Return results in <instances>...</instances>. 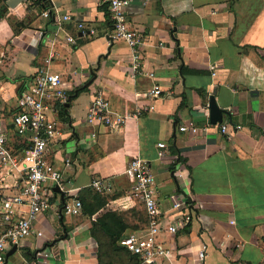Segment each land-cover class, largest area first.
Masks as SVG:
<instances>
[{
	"label": "crops",
	"instance_id": "obj_1",
	"mask_svg": "<svg viewBox=\"0 0 264 264\" xmlns=\"http://www.w3.org/2000/svg\"><path fill=\"white\" fill-rule=\"evenodd\" d=\"M8 1L0 0L5 55L0 123L9 132L8 148L22 155L28 147V137H18L12 121L18 99L39 69L69 71L67 94L82 92L66 108V121L56 106L50 115L60 135L49 147L48 160L72 180V194L62 198L53 188L50 208L36 223L44 236L24 239L5 264H27L40 251L48 255L45 264H99L90 234L93 218L83 210L67 215L63 205L101 179L112 184L111 192L123 194L108 210L135 207L125 170L137 157L151 166L163 226L188 212L193 218L176 236L162 232L159 239L175 249L176 257L157 264H264V0H134L128 24L144 36L139 72L131 69L129 46L112 39L108 0H48L47 9L38 0L10 9ZM46 11L50 18L43 17ZM24 20L28 28L14 34L13 27ZM80 23L96 34H85ZM155 84L163 96L144 97ZM97 91L104 92L113 112L134 115L139 108V115L119 131L88 125ZM210 96L227 112L217 124L229 126L230 138L216 124L206 133L180 131L210 122ZM159 143L166 147L160 149ZM17 194L12 177L0 178V211L2 201ZM170 195L198 205L172 211ZM202 250L206 257L200 261Z\"/></svg>",
	"mask_w": 264,
	"mask_h": 264
},
{
	"label": "built area",
	"instance_id": "obj_2",
	"mask_svg": "<svg viewBox=\"0 0 264 264\" xmlns=\"http://www.w3.org/2000/svg\"><path fill=\"white\" fill-rule=\"evenodd\" d=\"M134 0H108L109 11L113 20V41L125 42L132 51V71L139 72L141 66L140 49L144 44L143 34L129 27L128 8ZM43 17L50 18V12L46 11ZM69 16L65 20H70ZM78 28L85 34L95 35L94 28L87 29L83 23ZM68 41L75 44L72 37ZM50 60H46L49 64ZM5 64V55L0 50V68ZM216 66H212L213 77L216 76ZM64 74L51 72L46 68L39 69L34 75L30 88L18 99L19 111L13 117V129L18 137H28V147L22 155H15L8 148L9 132L7 127L0 123V178L12 177L19 189V194L9 196L2 201L0 211V264L7 261V252L10 247L18 246L24 239L32 236L41 238L44 233L36 227L39 218L50 208V200L53 188L58 187L64 195L72 194V180L56 168L48 160L49 147L55 142L60 131L58 124L50 115L55 111L57 104L63 106L68 102V94L64 89ZM155 78V74L149 75ZM144 97L150 100L160 99L163 89L155 84L148 90ZM152 105L149 110H154ZM209 109V108H208ZM208 109L206 110L208 113ZM139 115V108L134 115L120 114L110 109V103L103 91H97L90 103L86 123L88 125L102 126L110 131H119L130 118ZM219 131L228 136L227 124H216ZM214 127L209 120L206 126L197 127L191 123L187 127H181V132H209ZM241 129L240 126L237 127ZM158 147H166L159 143ZM163 153H160L162 156ZM70 166V161L66 162ZM125 175L131 183V196L144 205L148 215L149 224L145 229L126 235L121 241V246L138 256L140 264H157L176 257L175 249L161 241L159 237L163 231L171 236L183 232L191 224L193 218L191 212L183 214L177 220L163 226L160 201L155 189V178L151 172L148 161L134 158L127 166ZM92 188L98 192H111L112 184L101 179H94ZM168 200L172 211H181L197 207V203L191 199L183 201L177 196L170 195ZM83 210L82 201L76 199L73 203L63 205L62 212L67 215L77 216ZM47 253L40 251L34 261L27 264H45L43 260ZM206 255L202 250L199 260L203 261Z\"/></svg>",
	"mask_w": 264,
	"mask_h": 264
},
{
	"label": "trees",
	"instance_id": "obj_3",
	"mask_svg": "<svg viewBox=\"0 0 264 264\" xmlns=\"http://www.w3.org/2000/svg\"><path fill=\"white\" fill-rule=\"evenodd\" d=\"M36 3L47 9L48 0H38ZM3 16L0 13V18ZM28 26V20L20 21L13 27L14 34L20 33ZM77 91L81 93L82 89ZM75 92L68 93V98H71L70 102L76 99ZM66 104L56 105L59 115L63 116L65 121ZM122 195L114 191L101 193L90 188L84 190L79 197L83 204L84 214L93 218L90 234L98 246L99 264H140L139 257L121 246L120 241L130 232L145 229L149 224L148 215L144 205L139 202L135 207L125 211L108 210V204Z\"/></svg>",
	"mask_w": 264,
	"mask_h": 264
},
{
	"label": "water",
	"instance_id": "obj_4",
	"mask_svg": "<svg viewBox=\"0 0 264 264\" xmlns=\"http://www.w3.org/2000/svg\"><path fill=\"white\" fill-rule=\"evenodd\" d=\"M27 0H9L7 2V5L10 9H15L18 5H20L21 3L25 2ZM110 51V49H109ZM108 51V52H109ZM99 64V63H98ZM91 73L93 74L94 71L92 70ZM94 80H95V77H94ZM93 80V81H94ZM93 81L89 82L87 85H85L84 88H87L89 85H91L93 83ZM78 95V92L75 93V96ZM68 101L70 102L71 101V98H68ZM69 106V103L66 104V108ZM208 108H209V117H210V122L211 124L215 125L217 123H222L223 122V118H224V115L227 113L224 109H222L221 107L218 106L217 102H216V99L214 96H210V101H209V104H208ZM54 191L56 193H60L62 195V198L64 197L63 194L60 192V190L58 189V187H55L54 188ZM16 246H13V248L7 252V259L15 253L16 251Z\"/></svg>",
	"mask_w": 264,
	"mask_h": 264
},
{
	"label": "rangeland",
	"instance_id": "obj_5",
	"mask_svg": "<svg viewBox=\"0 0 264 264\" xmlns=\"http://www.w3.org/2000/svg\"><path fill=\"white\" fill-rule=\"evenodd\" d=\"M62 120V119H61Z\"/></svg>",
	"mask_w": 264,
	"mask_h": 264
}]
</instances>
